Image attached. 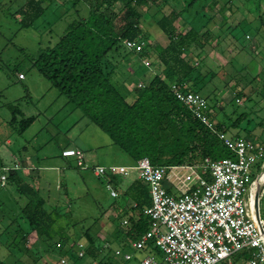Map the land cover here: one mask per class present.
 <instances>
[{"label":"trees","instance_id":"16d2710c","mask_svg":"<svg viewBox=\"0 0 264 264\" xmlns=\"http://www.w3.org/2000/svg\"><path fill=\"white\" fill-rule=\"evenodd\" d=\"M158 1L89 0L91 2V5H88L89 13L70 20L56 42L39 49L32 64L60 94H64L68 101L80 108L81 115L86 120L85 124H96L109 136L112 143L117 144L131 157L133 163L146 156L153 164L168 166L188 163L197 165L200 169L206 156L215 159L231 156L232 152L210 128L176 98L170 89V84L187 83L188 87L181 86L183 90L188 89L201 95L200 89H205L207 86L204 75L213 73L210 70L204 74L196 68L194 58H198L201 63V59L205 56L201 54L206 42L209 41L210 27L208 23H206L208 27L199 25L198 22L195 24L198 10L191 18L184 15L197 0H174L175 5L169 6L168 9L163 4L158 6ZM43 2L44 0H25L16 8L15 12L21 15L20 26L32 25L44 13L46 7ZM225 2L226 0L219 4L218 0H211V4L204 5L212 10L213 24L219 22L214 5H218L224 13L230 7ZM257 2L259 24L255 26V34L256 41H261L264 39V19H262L264 9L259 8V0ZM177 3L180 4L179 8L176 7ZM231 3V13L222 18L225 19L224 21H230L236 11V7H233L234 3ZM143 13H147L156 23L165 36V42L155 40L149 45L150 43L145 41L146 35L140 20ZM179 15H183L184 20L190 24L189 28L181 30L174 24L175 18ZM237 17L236 15L235 18ZM241 20L249 25L252 18L247 14L243 19L239 17L236 21L239 24L235 23L233 30L240 25ZM229 36L235 38L230 32ZM127 39H143L145 42L136 52L126 45ZM191 46L199 50L193 56L184 55L183 52ZM218 46L221 52L229 53L228 55L231 56L230 47L225 49L219 44ZM149 50L154 52L150 53ZM133 58L137 60L132 61ZM154 58L157 59L156 62H153ZM156 66L159 68H154ZM244 68L245 65L241 63L236 71L239 72ZM116 73L119 74L118 77ZM135 75L142 80L143 85L137 90V95L131 102L126 101L118 88L123 81L126 85H133L131 77ZM247 82L251 83L249 80ZM261 85L264 87V82ZM206 97L207 95H204L205 99ZM9 108L12 115L7 120V124L15 133L20 134L32 122L34 116H24L16 105L9 104ZM217 127L225 129L222 123H218ZM10 142L5 141V143ZM61 150L60 148L57 154L62 158L67 157L61 153ZM23 153L24 151L16 153L18 159H23ZM31 156L29 158L33 159V155ZM74 161L77 168L76 160ZM3 162L4 160L0 158V166L4 164ZM32 162L33 164L28 166L31 175L22 168L25 163L4 170L6 181L13 183L16 190L27 198L21 207L20 215L27 220L28 228H18L20 232L17 233L14 242L25 237L26 233L36 230L37 241L40 239L39 242L46 244L45 251L58 252L54 258L37 254L31 249L25 251L22 258L18 257L9 263L0 257V264H61L59 255H64L70 263L76 264L92 261L96 259L98 253L100 255L98 262L106 264L112 257L110 249L103 248L99 243L93 244L94 241H98V237L94 239L89 234L88 228L84 230L77 228L76 223L79 220L67 221L71 211L58 210V200L53 204L48 202L45 189L40 183L35 185L34 176L32 178V175L36 174V179L40 182L38 159L34 157ZM65 163L67 167L70 166L68 160H65ZM259 165L260 161H257L254 166L256 171L260 169ZM254 176L252 172L251 178ZM98 177H103L105 181L109 178L117 184L121 176L105 174ZM120 193L126 202L127 211L124 215L127 227L123 231L119 225H116L115 234L123 235L121 244L123 248L128 246L129 239L137 237L147 228L148 217L143 209L150 203V196L147 186L139 179L130 181ZM260 209L264 217V203L260 204ZM81 237L86 238L89 245H85L83 253L78 255L73 245L78 243ZM241 253L244 258L250 256L248 251L236 253L232 258L233 263Z\"/></svg>","mask_w":264,"mask_h":264},{"label":"rangeland","instance_id":"374dc122","mask_svg":"<svg viewBox=\"0 0 264 264\" xmlns=\"http://www.w3.org/2000/svg\"><path fill=\"white\" fill-rule=\"evenodd\" d=\"M23 1L25 0H0V158L5 163L0 166V257L6 263L21 257L25 251L31 249L37 254L41 253L54 258L58 252L57 250L46 252V244L39 242L40 239L37 241L36 230L26 233L25 237L14 242L16 235L18 236L17 233L20 232L18 228H28L27 220L20 215L21 207L27 198L16 190L13 183L6 181L4 170L8 166L25 163L22 168L31 175L28 166L33 164L34 157L37 158L40 166L38 167L40 182L36 179L34 172L32 173L34 174L32 178L33 176L35 178L34 184L40 183V186L45 189L48 202L53 204L55 200L59 201L58 210H70L67 221L79 220L76 223L77 228L80 227L83 230L88 228L89 234L94 239L98 237V241L93 243L97 244L106 236L110 241V237L105 233H111L113 228L119 225L116 220L119 221L127 209L125 205L124 208H120L119 197L109 195V189L103 177L93 176L89 172L90 168H85L87 170L75 168L74 159H77L75 155L62 158L57 152L64 146L79 148L82 156L80 158L89 165L133 163L131 157L117 144L112 143L109 136L96 124H85L86 120L82 117L80 108L68 101L64 94H60L32 64L39 49L56 42L70 20L89 13L88 5H91V2L89 0H44L43 5L46 7L44 13L32 25L22 27L19 24L21 15L15 10ZM224 1L218 0V3L222 4ZM257 1L229 0L227 2L226 0V5L231 7L233 2L235 4L233 7H236L230 21L222 19L231 13L230 7L223 10V13L218 5V7L214 5L217 22L219 21L217 24L211 21L212 10L204 7L211 4V0H197L184 15L191 18L192 14L198 10L195 24L198 22L199 25L208 27L206 24L208 23L210 27L211 35L201 54L205 56L203 55L201 63L199 59L196 60L197 58H194V61L196 68L204 74L210 70L213 73L204 75L207 86L199 91L201 95H207L208 113L212 110V114L208 116L210 115L213 129L217 132L222 131L216 125L222 123L224 131L226 130L229 135L237 133L249 138L264 150V87L261 85L264 82V39L256 41L255 26L259 24ZM160 4L168 9L174 4V0H159L157 5ZM259 5V8L264 9V0H259ZM179 6L180 4L177 3L176 7L179 8ZM243 11L252 18L251 23L246 25L241 20L240 25L233 30L237 19L245 17ZM236 15L237 18H235ZM182 16H177L174 24L184 30L189 28L190 24ZM140 20L146 35L145 41L149 42V45H152L155 40L165 42V36L147 13H143ZM228 30L235 35V38L232 39L229 36ZM138 41L141 46L145 42L143 39ZM218 44L221 48L230 47L231 56L228 55L229 53L221 52ZM188 48L183 52L184 55L193 56L199 50L195 46ZM135 51L138 52V49ZM149 52L154 51L149 50ZM136 60L137 58L132 59V61ZM156 61L157 59L154 58L153 62ZM241 63L245 65V68L237 72L236 68ZM125 64L127 65L126 62ZM157 67L159 68V66L154 68L157 69ZM19 73H22L23 77H18ZM117 74L116 77L119 75ZM131 80L133 85H126L123 81L118 88L126 101L130 102L143 85L142 80L136 75L132 76ZM184 85L188 87L187 83ZM238 92L240 94H237ZM9 104L19 107L24 116H34L32 122L20 134L15 133L7 124V120L12 115ZM5 140L11 142L5 143ZM18 151H24L22 160L18 159L16 154ZM31 155L33 159L29 158L32 157ZM65 160L70 162V166L67 167ZM47 166L49 168H46ZM263 169L264 166L258 171L254 169L253 175L256 176ZM186 175H190L191 179H186ZM199 175L198 168L193 164L168 165L164 169L163 183L165 187H170L173 193L182 192L190 183L195 184ZM262 179H264V173H261L254 181L251 190H254ZM145 185L147 186L146 183ZM262 196V200L260 198L259 201L263 205L264 194ZM79 242L82 244L73 245L78 254V247L89 245L84 237H81ZM126 250L133 255L132 258L125 260L118 256L110 259L106 264H118L117 260H121V264H135L145 254L144 250H137L131 246ZM111 255L116 256L114 250ZM241 257L243 258L242 253L234 262L243 264ZM58 258L61 264H72L64 255H59ZM98 260L96 257L92 261L76 264H100ZM235 263L232 257L226 262V264ZM263 263L264 259L259 260V264Z\"/></svg>","mask_w":264,"mask_h":264},{"label":"built area","instance_id":"2783aa9c","mask_svg":"<svg viewBox=\"0 0 264 264\" xmlns=\"http://www.w3.org/2000/svg\"><path fill=\"white\" fill-rule=\"evenodd\" d=\"M125 43L134 50L141 48L138 39H127ZM181 86L185 85L173 82L170 89L222 140L232 155L215 159L206 156L198 169L196 183H190L179 194L170 193L163 183L165 165L153 164L146 156L130 165H89L80 158L79 149L64 148L61 153L75 155L79 167L90 168L97 176L133 175V179L147 184L150 203L143 212L148 217V226L130 241L131 247L145 250V254L135 264H222L242 251L250 253L249 257L241 258L243 264H259L264 259V232L260 230V225L264 228V217L260 209L258 220L254 216L250 186L255 163L260 161L259 168L264 166V150L249 138H232L213 129L206 99ZM186 179L190 180V175ZM110 194L115 196V189L111 188ZM123 221L127 223L126 219ZM84 247H78V255ZM114 253L125 260L133 256L121 248Z\"/></svg>","mask_w":264,"mask_h":264},{"label":"crops","instance_id":"0c3cea01","mask_svg":"<svg viewBox=\"0 0 264 264\" xmlns=\"http://www.w3.org/2000/svg\"><path fill=\"white\" fill-rule=\"evenodd\" d=\"M196 60H198V58L196 59ZM23 77V76H22ZM204 97V96H203ZM207 99V98H206ZM207 114H212V110H211V112L210 113H207ZM210 116V115H209ZM210 119V118H209ZM217 125V124H216ZM224 129V128H223ZM222 130V129H221ZM226 135H228L229 137H232V138H234V137H243V136H240V135H238L237 133H235V134H233V133H231L230 135L226 132V130L224 131V130H222ZM246 138V137H245ZM6 141V140H5ZM66 147H70V146H64V147H62L61 149H63V148H66ZM77 148V147H76ZM79 149V148H78ZM65 158H67V157H65ZM75 162V161H74ZM96 164H103V165H109V164H118V163H96ZM133 164V163H132ZM78 169H80V170H87V169H85V168H82V167H77ZM93 176H95V177H98L97 175H95L91 170L89 171ZM118 175H120V174H118ZM121 177H119V182L117 183V184H114L112 181H111V179H109L108 178V181H105V184H106V187L109 189V195L110 196H112L111 194H110V189L111 188H113V189H115V191H116V195L115 196H112V197H119V202H120V208H124V205H125V201L123 200V198L121 197V193H120V191H122L123 189H124V187L130 182V181H132L133 180V177H130L129 178V176H133V175H127V176H122V175H120ZM126 178V179H125ZM110 180V181H109ZM124 180H126V181H124ZM107 184H109V186L111 187V188H109V186H107ZM124 184V185H123ZM166 189L170 192V193H172V194H179L180 192H176V193H173V192H171L170 191V187H166ZM264 194V187H263V191L261 192V195H260V198H261V196ZM119 205V204H118ZM260 207V206H259ZM123 210V209H122ZM126 218H125V215H122L121 216V218H119V221L118 220H116L117 222H118V224H119V227H120V229L121 230H125V229H123L124 228V226H127V223H125L123 220H125ZM123 227V228H122ZM114 230L110 233V232H106L105 234L106 235H108L109 237H110V241H108L107 240V236H106V238H104L103 240H104V242H106L105 243V245L103 246V240H99V244H102V246H103V248H108V249H110V251L112 252L113 250H115V249H127L128 248V246H130V241L132 240V239H129L128 240V238H127V240H128V246H126V247H123L122 248V246H121V244H122V238H123V235H117V234H115L116 233V230H115V227L113 228ZM117 229V228H116ZM115 237H117V238H115ZM145 251V250H144ZM116 255V254H115ZM156 255H159L158 254V252L156 253ZM119 255H116V256H113V257H111V258H109L107 261H109L110 259H112V258H114V257H118ZM97 258L98 259H100V255L98 254V256H97ZM118 261V264H121L120 262H121V260H117Z\"/></svg>","mask_w":264,"mask_h":264},{"label":"water","instance_id":"95a60500","mask_svg":"<svg viewBox=\"0 0 264 264\" xmlns=\"http://www.w3.org/2000/svg\"><path fill=\"white\" fill-rule=\"evenodd\" d=\"M261 173H264V169L263 171H260L254 178H257V176ZM262 186H263V183L258 184L256 186V188L253 191V197H252V210L257 220H258V211H259V204H260L259 199H260L261 192L263 191V187H264ZM260 230L261 232H264V228L261 225H260Z\"/></svg>","mask_w":264,"mask_h":264},{"label":"bare ground","instance_id":"6f19581e","mask_svg":"<svg viewBox=\"0 0 264 264\" xmlns=\"http://www.w3.org/2000/svg\"><path fill=\"white\" fill-rule=\"evenodd\" d=\"M260 176V174L257 176V178H254L253 181L251 182V186H250V192L252 193V190H251V187H252V184L254 183V181H256L258 179V177ZM264 185V179H262V181L259 183V184H262ZM253 195V194H252ZM263 239H264V233H263Z\"/></svg>","mask_w":264,"mask_h":264},{"label":"clouds","instance_id":"9594fccd","mask_svg":"<svg viewBox=\"0 0 264 264\" xmlns=\"http://www.w3.org/2000/svg\"><path fill=\"white\" fill-rule=\"evenodd\" d=\"M255 177V176H254ZM260 200V199H259ZM259 203H260V201H259ZM259 209H260V207H259ZM232 258H233V255H232Z\"/></svg>","mask_w":264,"mask_h":264}]
</instances>
